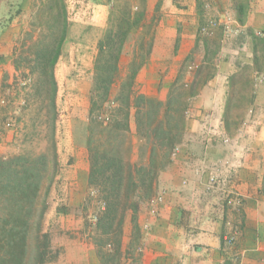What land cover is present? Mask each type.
<instances>
[{
	"label": "crops",
	"instance_id": "1",
	"mask_svg": "<svg viewBox=\"0 0 264 264\" xmlns=\"http://www.w3.org/2000/svg\"><path fill=\"white\" fill-rule=\"evenodd\" d=\"M33 1L24 0L23 11L9 14L5 23L0 15V156L15 147L7 121L21 83L19 17ZM65 2L70 25L55 76L66 109L89 93L98 42L111 12L125 5L133 12L144 10L143 23L154 20L152 51L136 75L139 91L165 100L179 75L193 90L187 136L158 176L154 196L161 200L154 205L148 200L139 211L137 263L264 264V0H249L243 21L233 0ZM212 18L215 27L209 24ZM208 39L218 41L211 57ZM190 60V68L214 70L202 77L195 69L186 76ZM205 131L231 140L220 141L213 134L192 137ZM78 152L88 158L85 145ZM87 158L82 181L89 175Z\"/></svg>",
	"mask_w": 264,
	"mask_h": 264
},
{
	"label": "rangeland",
	"instance_id": "2",
	"mask_svg": "<svg viewBox=\"0 0 264 264\" xmlns=\"http://www.w3.org/2000/svg\"><path fill=\"white\" fill-rule=\"evenodd\" d=\"M23 1L5 0V4L0 6V15L3 16L4 23L6 22L5 20H8L9 14H17L18 9H22ZM40 1L34 0L30 9L24 10V13H21L19 17L21 33L17 37V46L19 48L18 61L21 67V83L18 85V93L16 92L17 101L12 107L13 112L7 121V127L14 131L15 147L6 156L14 158L16 161L12 164L15 171H8V174L13 177H15L16 170L20 171L21 175L27 169H32L30 172L34 171L30 175L37 181V191L35 192L37 194L33 201L31 198L29 201L26 199L25 202L22 201L20 203L23 205L25 216L22 219L13 218L12 216H7V214L12 213L16 206L14 201L7 200V195L10 192L6 191L15 189V181H12L9 187L0 186V237L6 243L7 231L14 225L18 230L23 231L22 234L26 236L24 252L19 253L21 257L17 253L16 260L11 258L5 263L1 260L0 264H38L37 253L44 250L46 251L47 260L43 264H138L140 241H138L137 234H133V211L128 209L124 212L123 233L120 236L121 245L118 250L119 246L116 236L103 234L102 230L97 227L98 218L104 206L103 194L95 186L89 184V175L85 181L81 180L82 164L86 163L87 158L85 154L82 155L78 152L82 145L86 147L90 173V152L87 145V137L90 94L93 87L94 74L89 93L86 97H81V100L78 101L79 104L76 102L75 107L72 105L69 109H66L65 98L60 99L57 92L60 120L57 124L56 145L51 141L50 128L44 121L46 119L45 111L44 109L39 111L42 103L37 100L41 101L42 98L48 97L49 92L44 90L39 94L36 91L37 86L34 84H41L42 81L46 82L48 75L44 74L43 71L45 68L50 71V64L48 66V64L39 63L41 59L38 58L37 52L41 44L32 45L28 41V37L23 32L22 27L33 28L35 17H33L32 8ZM203 7L207 11L204 4ZM45 14L49 15V13ZM117 15H121V11ZM44 18L46 19L45 16ZM214 20L216 19H210L209 24L212 25L211 21ZM216 25L212 26L215 27ZM145 32L146 28L139 26L135 28L133 35L127 39L121 55L122 74L115 85H113L112 97L115 96L120 83L127 73L134 51L139 50V42H141L142 35ZM26 40L27 43H24ZM207 41L208 47H210V52L207 53V56H214L213 53L218 41L216 39H208ZM196 56L197 60H200L201 52ZM43 60L47 61V59ZM193 61L190 60L185 68L186 76H189L190 72L197 69L189 66L193 64ZM210 68L208 66L203 67L200 71L201 76L204 77L214 70ZM196 86L197 84L194 85L195 88ZM177 87L179 88L176 90V94L184 92V90L186 92L189 91L183 80L179 81ZM136 90L139 91L137 84ZM183 94L188 95L187 93ZM185 99L188 101L187 97ZM72 108H75V110L72 111ZM188 108L189 105L186 107L184 129L180 134L181 141L187 136L185 129ZM102 117L104 118V116ZM231 124L234 126V122ZM129 125L130 130L125 131L126 142L123 149L120 150L121 155H123L125 162H140L141 165L147 159L148 146L136 134L134 117L130 118ZM207 131L203 134H192V137L201 139L202 136L213 134L220 141H224L225 137H229L224 136L223 133L217 135L218 132L214 134ZM105 144L107 145L108 143L105 142ZM103 147L101 145V148ZM175 150H177V147ZM6 180L7 176L0 169V181L6 183ZM34 190L35 188L32 187L30 191L32 196ZM16 191L21 197L22 194L19 189H16ZM152 198H147L140 202L137 218L143 204L148 200L152 203ZM227 240L229 241L228 243L232 244V239L227 238ZM8 247L6 248L8 253H13L12 249ZM21 251L20 248L15 250V252ZM99 251L102 252L104 258L99 256ZM18 259H20V262H18Z\"/></svg>",
	"mask_w": 264,
	"mask_h": 264
},
{
	"label": "trees",
	"instance_id": "3",
	"mask_svg": "<svg viewBox=\"0 0 264 264\" xmlns=\"http://www.w3.org/2000/svg\"><path fill=\"white\" fill-rule=\"evenodd\" d=\"M233 2L238 11V19L243 21L249 0H233ZM21 11V8L18 9L17 14ZM120 11L121 15H117ZM32 14L35 17L33 28L22 27V30L32 45L41 44L37 52L38 58L41 59L39 63L48 66L50 64V71L46 68L43 71L48 75L46 82L42 81L41 84L34 85L37 86L36 91L39 94L44 90L49 92L48 97L37 101L42 103L41 107L39 105V111L44 109L46 116L44 121L50 128L51 141L56 145L60 113L57 106L58 83L55 64L68 36L70 22L67 5L65 0H41L33 6ZM144 17V10L133 12L127 5L117 12L114 10L111 12L109 25L98 42L90 94L87 137L90 152L89 184L99 189L104 198L103 211L98 218L97 227L103 234L116 236L118 250L121 245L120 236L123 233L124 212L128 209L133 211L132 222L135 230L133 234H137L140 241L141 229L137 222L140 202L155 195L159 173L171 162L173 152L181 142L180 134L184 129L186 107L189 105L188 97L193 95L192 89L189 90L190 92L184 90L176 94L180 75L173 82L166 100L150 97L136 90V75L148 60L154 41V20L142 23ZM139 26L146 28L139 42L140 48L134 51L127 73L115 96L112 97L113 85L122 74L121 55L124 45ZM24 43H27V40ZM200 71L197 70V76ZM39 94L37 95L41 98ZM131 117H134L136 122V134L148 146L147 159L141 165L140 162H125L120 151L126 142L125 131L130 130ZM105 142L108 144L106 145ZM101 145L104 147L101 148ZM15 162L14 158L0 157V169L7 176L6 183L0 181V186L9 187L11 182L15 181V189L6 192H10L7 200L14 201L16 207L7 216L22 219L25 213L20 203L25 202L26 199L28 201L31 198L32 201L35 199L38 184L30 175L34 172H30L32 169H27L23 175L16 170L15 177L8 174V171H15L12 167ZM32 187L35 188L33 196L30 192ZM16 189H19L21 197ZM22 232L14 225L7 231L6 243L0 237V261L5 263L11 258L16 260L17 253L21 257L19 253L24 252L26 238ZM6 246H9L13 253H8ZM16 248L22 251L15 252ZM99 256L104 258L101 251ZM37 259L38 264H43L47 260L46 251H39ZM18 260L20 262V259Z\"/></svg>",
	"mask_w": 264,
	"mask_h": 264
},
{
	"label": "built area",
	"instance_id": "4",
	"mask_svg": "<svg viewBox=\"0 0 264 264\" xmlns=\"http://www.w3.org/2000/svg\"><path fill=\"white\" fill-rule=\"evenodd\" d=\"M211 24H212V25H216V24H217V21H216V20L211 21ZM258 34H259V35H262L263 33L259 32ZM260 79L263 80L264 77H261ZM230 140H231V139H230L229 137H225V138H224V141H225V142H229ZM159 200H161V196L153 197L152 200H151V202H152V204L154 205V204L157 203ZM151 211H152L153 213H155V212H156V208H155V207H152ZM230 240H231V239H230Z\"/></svg>",
	"mask_w": 264,
	"mask_h": 264
}]
</instances>
